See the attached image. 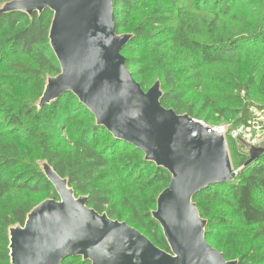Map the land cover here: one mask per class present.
Returning <instances> with one entry per match:
<instances>
[{
    "label": "water",
    "instance_id": "water-1",
    "mask_svg": "<svg viewBox=\"0 0 264 264\" xmlns=\"http://www.w3.org/2000/svg\"><path fill=\"white\" fill-rule=\"evenodd\" d=\"M46 9L52 13L48 43L60 69L46 78L38 109L71 93L96 126L169 173V184L151 211L169 250L125 221L89 207L88 195L76 196L68 179L43 160L40 169L58 199H44L27 212L22 225L8 228L10 264H62L67 257L90 264H239L208 243L207 220L193 201L202 189L226 183L237 173L224 135L188 113L164 107L159 79L144 90L133 78L122 54L132 34L116 32L112 0L0 4V14L20 11L31 16ZM263 153L264 146L250 147L244 166Z\"/></svg>",
    "mask_w": 264,
    "mask_h": 264
},
{
    "label": "trees",
    "instance_id": "trees-1",
    "mask_svg": "<svg viewBox=\"0 0 264 264\" xmlns=\"http://www.w3.org/2000/svg\"><path fill=\"white\" fill-rule=\"evenodd\" d=\"M5 1L8 0H0V4ZM112 2L116 32L132 34L122 54L131 43L136 42L146 46L150 41L153 42L151 52L161 49L159 63L155 64L154 69L161 80V86L165 88L161 98L163 106L169 101L180 100L182 92H178L180 87L178 78L186 70L196 71L193 69L198 63V68L218 63L224 60L227 53L241 48L240 45L244 41L251 44L259 41L250 50L264 53V0H192L188 3L190 10L179 6L176 0H112ZM137 7L148 9L149 13L141 22L131 24L128 19ZM173 10L193 18L199 16L201 25L197 23L191 25L187 18L186 22L172 24L170 19ZM239 15L244 17L242 21L236 19ZM51 18L52 13L48 9L41 14L34 12L31 16L20 11L0 14V56L27 55L37 65L32 67L23 61L9 60L8 66L13 73L37 79L41 78L45 71L51 75L59 72V64L48 43ZM227 20L238 22L235 25L236 32L225 31ZM174 50L180 53L175 54ZM124 57L127 66L129 58ZM179 57L187 61L185 66L180 67L173 63V60ZM131 73L143 88L142 82L136 79L133 72ZM235 97V103H242L239 113H244L235 119V122L239 123L246 117L248 109L241 94L238 93ZM71 100L78 102L75 96L66 93L41 109L24 103L10 105L0 102V134L7 139V142L0 144V264H10L7 248L8 228L15 224L22 225L27 212L31 209L21 199L15 201L9 208L4 207L3 200L10 189L42 188L53 191L56 195L52 184L35 165V160L47 161L59 176L67 178L76 195H88L89 207L99 213L107 211L110 218L113 216L119 218L122 213L116 214L112 208H106L109 204V190L102 186L106 179L102 171L111 162L122 161L126 157V153L120 154L122 149H129V154L134 156L126 163L131 162L130 165L140 171L141 177L139 185L129 190V198L126 201L132 221L144 230L141 232L136 228L138 231L156 246L168 251L161 228L152 219L151 211L155 209L157 195L169 184V173L154 165L153 172L145 176L144 171L149 164L143 159L144 155L128 142L115 139L106 129L96 126L92 114L79 102L90 114L89 127L80 130L75 137L70 133L74 130L67 132L66 142L70 145L69 148L54 145L48 130L60 118L62 130L65 131L68 122L75 119L70 114L72 107L75 109L77 105L69 104ZM171 108L181 113L176 111L178 108L176 105ZM182 112L193 117L192 107H186ZM106 136L105 142L99 146L100 140ZM20 144L26 147L27 155L32 156L31 158L28 156L24 158ZM238 154L236 164L241 169L233 179L222 184H210L198 192L193 201L201 217L206 218L210 215L211 209L207 200L222 194V200L230 208V214L228 213L227 218L223 216L224 213L215 217L217 224L225 230L230 228L228 232L234 229L231 228L232 224L236 223V226L239 224L246 229L248 239L245 243L240 242L236 240L235 234H231V244L220 252L226 259L237 258L239 264L249 262L264 264V153L245 166L248 154L243 152ZM220 188L225 190L219 192ZM205 237L206 240L207 237L211 238V230L205 231ZM259 239H262L261 244L257 242ZM78 261L75 257H67L62 264H78Z\"/></svg>",
    "mask_w": 264,
    "mask_h": 264
},
{
    "label": "rangeland",
    "instance_id": "rangeland-1",
    "mask_svg": "<svg viewBox=\"0 0 264 264\" xmlns=\"http://www.w3.org/2000/svg\"><path fill=\"white\" fill-rule=\"evenodd\" d=\"M191 1L192 0H176L179 6L182 8L185 7L189 10L190 6L188 3ZM148 13V9L144 10L141 7H137L131 12L128 22L131 24L139 23ZM171 16L172 19H170V22L174 25L186 22V18L191 25L194 23L201 25L199 16L193 18L192 16L182 15L176 10H173ZM243 18L242 15H239L236 19L242 21ZM237 23L236 20H227L225 31L229 30L236 32L235 25ZM200 38L203 39L204 37ZM258 43L259 41L252 44L244 41L240 45L241 48L234 50V52L227 53L224 56V60L211 64L210 66L203 65L199 68L198 63L193 69L196 70L194 72L186 70L178 78V82L180 81L178 92H182L180 100L178 102L169 101L164 104V107L171 108L176 105L178 107L176 111L178 110L181 113H185L182 112V110L186 107H192L193 118L204 124L233 126L236 123L235 119L239 116L242 107L241 102H234L236 100L235 96L238 95V93L242 94V92H244V99L249 100L250 104H264V53H257L250 50L251 47L256 46ZM152 44L153 42L151 41L147 46L140 42L131 43V45H129V47L123 52L124 56L129 58L127 62L128 70L134 73L138 81L142 82L144 90H147L155 80H160L157 74H155L156 70L154 69V66L159 63L161 49L151 52L150 48ZM247 46H249V48ZM174 53L179 54L180 51L174 50ZM9 60H19L26 62L29 66L37 67L33 59L27 55L0 56V102L10 105L24 103L33 105L38 109L37 104L42 94L46 78L53 75L49 74L48 71H45L44 75L37 79L25 77L24 75H17L9 68ZM173 63H175L176 66L183 67L187 61H184L179 57L178 59H174ZM195 72L197 73L194 75L193 73ZM161 89L164 92L165 88L161 86ZM69 104L77 105L75 109L72 107V113L70 114L72 117H75V119L68 122V127L65 131L62 130L60 118L57 119L58 122L52 124L48 130L52 136L51 139L53 144H59L61 148L70 147L66 142L67 132L74 130L70 133L75 137L80 130H86L90 125V114L86 112L78 102H74V100H71ZM105 138L107 139V136L100 140L99 146L105 142ZM5 142H7V139L0 134V144L2 145ZM22 145L23 144H20V151L24 158L27 156L28 158H31L32 156L27 155L26 147ZM228 151L233 170L238 172L241 168L237 167L236 164L238 162V152H240V154H242V152L248 154V148L240 143L228 140ZM120 152V154L126 153V157L122 161L111 162L102 171L106 176L102 186L107 187L109 190V204L106 208H112L116 214L122 213L119 218L113 216L112 219L125 221L132 227L143 232L144 230L140 228L136 222L132 221L129 209L126 207V201L130 194L129 190L139 185V180L141 178L139 177L140 171L134 169L130 165L132 164L131 162L126 163L134 158L133 155L129 154V149H122ZM42 161L43 160L41 159L35 160V165L39 169ZM148 164L149 166L146 168V171H144L146 173L145 176H148L153 172L154 164L149 162ZM223 190L225 189L220 188L218 191L222 192ZM47 198L58 199V196L57 194L54 195L53 191H46L42 188L30 190L13 187L4 198L3 206L9 208L15 201L21 199L32 208ZM207 203L211 206L210 215L206 217L207 219L204 218L207 220L206 227L208 229L206 228V230H211V238L207 237L208 243L219 251H222L224 247L231 244V234H235L237 241L245 243L248 239V235L246 229H243L241 225L238 224L236 226V223L232 224L233 227L231 226V228L234 229H232L231 232H228L230 228H227L229 230H225V228L219 226L215 220V217L222 215L223 213V216L226 218L230 214V208H228L222 200V194L210 197L207 200ZM104 212L107 213V211ZM259 240L257 242L261 244L262 239ZM77 259L79 260L78 264H90L89 261L83 262L81 258ZM245 264H250V262Z\"/></svg>",
    "mask_w": 264,
    "mask_h": 264
},
{
    "label": "built area",
    "instance_id": "built-area-1",
    "mask_svg": "<svg viewBox=\"0 0 264 264\" xmlns=\"http://www.w3.org/2000/svg\"><path fill=\"white\" fill-rule=\"evenodd\" d=\"M244 98V92L241 94ZM244 103H247L246 117L239 123H235L233 126L223 125H207L213 131L219 134H223L227 145L228 140L235 143H240L246 148L250 147H262L264 146V105H253L249 103V100L244 99ZM241 112L239 116H243Z\"/></svg>",
    "mask_w": 264,
    "mask_h": 264
}]
</instances>
